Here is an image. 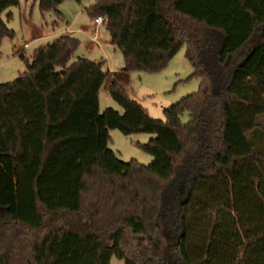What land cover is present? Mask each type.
<instances>
[{
	"label": "trees",
	"instance_id": "16d2710c",
	"mask_svg": "<svg viewBox=\"0 0 264 264\" xmlns=\"http://www.w3.org/2000/svg\"><path fill=\"white\" fill-rule=\"evenodd\" d=\"M18 2L0 0V40ZM84 7L105 16L123 70H156L185 42L199 88L160 119L111 77L122 111L100 112L108 70L74 55L76 35L21 48L25 68L0 82V264H264V0ZM109 129L153 133L152 160H120Z\"/></svg>",
	"mask_w": 264,
	"mask_h": 264
},
{
	"label": "rangeland",
	"instance_id": "374dc122",
	"mask_svg": "<svg viewBox=\"0 0 264 264\" xmlns=\"http://www.w3.org/2000/svg\"><path fill=\"white\" fill-rule=\"evenodd\" d=\"M88 1L90 0H62L56 5L60 10L59 14L54 8L41 11L37 0H19L18 4L7 6L2 17L13 28V35H4L0 40V82L13 79L25 68V58L18 56L21 48L24 55L30 57L37 45L52 40L57 31L70 24V27L78 28L73 32L79 39L74 55L104 58L103 67L117 72L125 93L140 102L150 117L165 119L162 112L164 107L183 95L198 90L199 77L192 75L193 68L187 56L185 42L164 66L156 70H123L120 49L110 41L104 23L95 26L93 18L84 7ZM25 42L27 44L24 46ZM111 76L110 74L109 79ZM109 79L103 81L99 92V111L111 106L121 112V105L108 94L106 86ZM181 117L183 121L188 118L186 112ZM108 133L110 139L107 145L120 160L135 159L142 164H148L152 160V155L144 151L140 143L147 142L153 133L136 131L124 134L117 129H109ZM181 195L180 193L179 198ZM108 264L124 263L122 259L112 255Z\"/></svg>",
	"mask_w": 264,
	"mask_h": 264
},
{
	"label": "crops",
	"instance_id": "0c3cea01",
	"mask_svg": "<svg viewBox=\"0 0 264 264\" xmlns=\"http://www.w3.org/2000/svg\"><path fill=\"white\" fill-rule=\"evenodd\" d=\"M94 24H95V26H98L99 25L96 22H94ZM69 25L70 24L66 25L64 28H62L59 31H57V33L54 36L59 35V34H62V33H68V34L69 33H72L73 34V32H76L75 30L78 29V28H76V27H70ZM106 69L108 70V75L105 78L106 81L109 79L110 74L112 75L111 77H114L117 81H119V79H118L119 77L117 76V74H116L117 72L115 70H111L110 68H106ZM98 101H99V95H98Z\"/></svg>",
	"mask_w": 264,
	"mask_h": 264
},
{
	"label": "built area",
	"instance_id": "2783aa9c",
	"mask_svg": "<svg viewBox=\"0 0 264 264\" xmlns=\"http://www.w3.org/2000/svg\"><path fill=\"white\" fill-rule=\"evenodd\" d=\"M105 18V16L103 14H100V15H96L93 17V22H96L97 24H101V21H103ZM27 43L25 42L24 43V46L26 45Z\"/></svg>",
	"mask_w": 264,
	"mask_h": 264
}]
</instances>
